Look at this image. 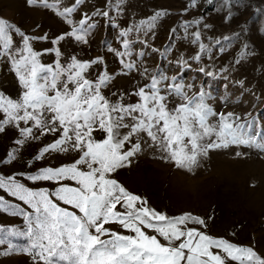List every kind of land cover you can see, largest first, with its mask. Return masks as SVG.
I'll return each mask as SVG.
<instances>
[{
  "label": "snow or ice",
  "instance_id": "1",
  "mask_svg": "<svg viewBox=\"0 0 264 264\" xmlns=\"http://www.w3.org/2000/svg\"><path fill=\"white\" fill-rule=\"evenodd\" d=\"M235 2L221 0L218 10L226 20L232 18ZM26 3L51 11L67 30L37 36L0 17V65L8 67L19 88L15 97L0 90V133L9 128L16 132L0 165L23 161L22 170L0 171V215L20 221L0 223V255H26L31 264H264V252L210 235L206 220L193 213L169 215L150 207L145 197L113 178L145 146L189 173L214 150L246 147L264 152V126L257 127L256 119L216 112L204 86L195 89L183 78L192 63L204 56L211 59L216 46L225 51L233 37L207 38L206 44L202 33L210 25L204 17L182 19L170 30L169 40L182 30L180 38L195 46L196 54L175 60L180 70L176 75L150 70L145 65L149 52L167 60L174 50L173 43L154 47L160 20L172 15L158 9L121 29L118 48L107 47L119 65L112 73L104 56L65 55L63 46L90 47L100 20L119 27L116 21L126 0H105L104 7L92 0ZM200 6L201 0H187L179 15ZM38 43L51 47L37 49ZM249 54L245 44L235 63ZM49 55L54 58L45 63ZM198 72L214 75L205 67ZM133 74L139 80L132 88L105 94L117 76ZM37 144L25 160L26 150ZM62 158L67 162H50Z\"/></svg>",
  "mask_w": 264,
  "mask_h": 264
},
{
  "label": "rangeland",
  "instance_id": "2",
  "mask_svg": "<svg viewBox=\"0 0 264 264\" xmlns=\"http://www.w3.org/2000/svg\"><path fill=\"white\" fill-rule=\"evenodd\" d=\"M92 3L104 7L105 0H92ZM186 3L187 0H126L125 11L116 21L119 27L106 25L104 20H100L91 37L90 47L81 50L66 43L63 51L65 55L79 52L83 59L104 56L108 70L116 73L119 69L117 59L106 49L120 46L119 31L128 27L133 20L148 17L158 9H166L172 15L160 20L154 47L163 49L173 43L174 50L170 51L167 60L149 52L145 65L150 70L159 68L172 76L180 71L175 60L180 55L191 57L197 49L180 38L183 35L180 29H177L174 40L170 41V30L182 19L193 20L203 16L204 23L210 25L203 30L204 43H209L207 38L229 36L233 39L227 43L225 51L219 52V46H216L211 59L204 56L199 63H192L191 69L183 73L184 81L194 83L195 89L203 85L208 93V103L216 112H232L242 118L256 119L257 127L264 126V0H238L234 3L230 20L225 19L224 11L218 10L221 0H215L212 5L201 0L200 7L181 16L179 13ZM84 10L90 11L91 6ZM0 17L15 22L23 30L37 36L45 33L55 36L67 30L66 25L51 11L29 7L26 0H0ZM37 25L40 26L38 31ZM245 44L250 54L237 64L235 61ZM36 47L43 49L51 45L38 43ZM53 58L51 55L45 56L44 62L51 63ZM199 67H205L214 75L209 77L199 73ZM134 80H139V76H117L105 94L128 90L133 87ZM0 90L13 97L19 93L16 79L6 65H0ZM15 138L14 129L0 133V159L6 157ZM38 147L39 144L27 149L24 159H29L30 153ZM237 152L242 155L237 156ZM50 162L56 165L67 160L62 158ZM47 163L48 160L37 164V167ZM22 168L23 161L14 165H0V171L5 174ZM113 178L129 191L145 197L150 207L169 215L193 213L206 220V231L210 235L225 237L264 252V152L246 147L214 150L193 173H189L162 161L155 149L145 146L131 166L119 170ZM0 223L11 225L20 221L0 215ZM0 264H31V261L22 254L0 255Z\"/></svg>",
  "mask_w": 264,
  "mask_h": 264
}]
</instances>
